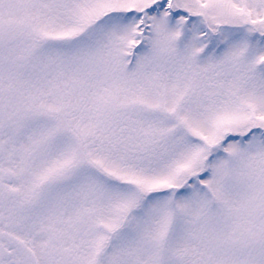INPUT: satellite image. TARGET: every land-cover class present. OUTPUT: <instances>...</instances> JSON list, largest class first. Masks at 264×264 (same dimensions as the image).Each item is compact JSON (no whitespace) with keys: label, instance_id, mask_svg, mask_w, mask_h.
<instances>
[{"label":"snow or ice","instance_id":"6c2138e0","mask_svg":"<svg viewBox=\"0 0 264 264\" xmlns=\"http://www.w3.org/2000/svg\"><path fill=\"white\" fill-rule=\"evenodd\" d=\"M0 264H264V0H0Z\"/></svg>","mask_w":264,"mask_h":264}]
</instances>
